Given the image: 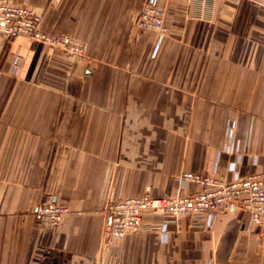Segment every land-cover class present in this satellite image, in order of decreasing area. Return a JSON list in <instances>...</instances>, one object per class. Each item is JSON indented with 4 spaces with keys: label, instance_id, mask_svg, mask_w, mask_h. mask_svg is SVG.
<instances>
[{
    "label": "crops",
    "instance_id": "crops-1",
    "mask_svg": "<svg viewBox=\"0 0 264 264\" xmlns=\"http://www.w3.org/2000/svg\"><path fill=\"white\" fill-rule=\"evenodd\" d=\"M8 1L83 43L85 59L0 36V264H264V228L237 206L210 227L146 213L167 222L166 241L111 239L104 212L199 191L179 188L183 173H264V0H157L160 42L135 27L144 0ZM50 202L67 209L54 228L33 215Z\"/></svg>",
    "mask_w": 264,
    "mask_h": 264
},
{
    "label": "built area",
    "instance_id": "built-area-1",
    "mask_svg": "<svg viewBox=\"0 0 264 264\" xmlns=\"http://www.w3.org/2000/svg\"><path fill=\"white\" fill-rule=\"evenodd\" d=\"M164 18V11L158 6L157 0H144L143 8L135 20V27L156 33L157 42H160L166 33ZM40 21V15L31 9L13 5L8 0H0V36L6 39L23 37L62 51L70 59H85L83 43L67 35L45 34L39 28ZM234 129L235 120L227 117V142L224 149L227 153H232L235 149ZM228 171L231 173L230 179L222 175L200 176L192 173H183L178 177L180 189L193 182L200 186L197 192L174 197L146 195L141 198L109 201L104 209L108 219V236L121 240L132 233L154 230L166 241L167 222L164 221L159 226L146 225L143 220L146 213L164 215L173 222L185 217L194 226L210 227L217 213L233 206L246 211L253 225L264 228V173L240 177L235 163L229 164ZM66 214L65 207L53 202L39 205L33 213L40 225L51 228L59 226ZM261 239L264 241V231Z\"/></svg>",
    "mask_w": 264,
    "mask_h": 264
}]
</instances>
